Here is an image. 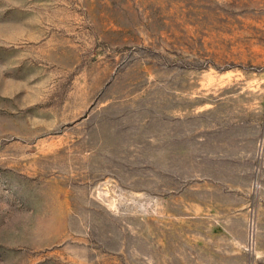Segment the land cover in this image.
<instances>
[{
    "label": "rangeland",
    "instance_id": "rangeland-1",
    "mask_svg": "<svg viewBox=\"0 0 264 264\" xmlns=\"http://www.w3.org/2000/svg\"><path fill=\"white\" fill-rule=\"evenodd\" d=\"M0 264H264V0H0Z\"/></svg>",
    "mask_w": 264,
    "mask_h": 264
}]
</instances>
